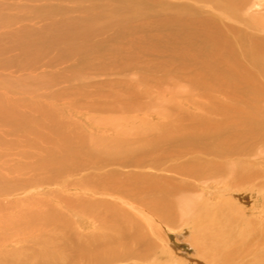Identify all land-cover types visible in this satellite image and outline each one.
Returning a JSON list of instances; mask_svg holds the SVG:
<instances>
[{
  "label": "rangeland",
  "instance_id": "1",
  "mask_svg": "<svg viewBox=\"0 0 264 264\" xmlns=\"http://www.w3.org/2000/svg\"><path fill=\"white\" fill-rule=\"evenodd\" d=\"M134 2L137 3L133 5V0H0V150L5 147L21 149L16 146L27 136L24 134L26 130L32 129L41 133L42 146H46L43 150L50 152L55 147L52 159L49 157L51 160L54 157L58 160L63 150L67 154L74 153L73 161H76L73 166V157L63 158L61 166L57 164L58 168L50 162L40 165L47 160L46 151L45 155L42 154L44 162L40 164L27 162L30 161L27 157L22 159L25 165L20 164L22 161H0V186L26 185L27 188H23V194L0 199V215L5 222V227L0 229V243L5 242L6 248L12 251L8 261L17 260V256L25 258L24 255L28 256L33 250L36 256L43 251L62 255L80 241L83 242L79 244L83 245L86 238L80 236L87 230L101 227L106 231L104 227L108 225L104 226V215L94 207H78L82 202L71 184L88 183L95 187L98 185L95 183L106 182L144 183L152 176L153 183H159L157 178L161 174L169 177L170 181L166 179L168 183H190L189 179H182V175L180 180L174 171L166 172L168 162L155 168L153 161L156 164L159 159L148 150L154 134L159 135V130L166 129L169 124H164L158 117L172 119L171 109L179 107L176 104L185 102V98L194 97L197 104L202 103L197 109L192 103L191 110L186 107L189 103H185L189 112L180 108L185 115L182 113L180 118L183 119L174 123L184 125L189 121L186 119L197 114L198 128L211 127L213 120L220 118L214 101L226 102L224 104L229 109L225 115L231 113L233 116L256 106L224 97L225 94L235 96L236 92L238 95L247 94L245 88L252 86L251 81L248 74L239 73L236 77L234 71L224 66L226 86L222 82L224 74L208 71L209 63L214 60L208 57L207 50L200 52L203 31L194 21L188 20L192 12L189 2ZM225 27L217 24L213 28L223 30ZM237 46L240 47L234 45L235 51ZM238 60L246 69V61L240 57ZM259 90L263 98V89ZM204 100L213 102L205 104ZM221 102L218 104L224 109ZM202 114L210 120L206 121ZM43 126L47 135L44 139L42 132H38ZM140 129H146V132ZM111 139H117V144L111 143ZM256 147L252 149L253 156H248L250 160L264 155L261 153L263 148ZM143 148L147 151L138 153ZM120 151L132 155L122 159L125 155L120 157ZM75 152L80 154L75 155ZM127 159L132 160V166L126 165L124 161ZM250 171L255 172V176L257 171L261 172L258 180L264 188V162L255 163ZM51 172L56 173L54 179L58 183L42 184L40 180H45ZM59 183L60 186L68 183L70 187L60 189ZM30 185L33 188L30 189ZM117 191L108 189L103 192L117 194ZM104 195L95 191L94 196L104 199ZM113 198L117 199V195ZM241 203V208L247 210L253 203V195L247 192ZM125 207L133 212V208ZM60 221L64 222L62 229L57 228L56 222ZM69 221L77 222L79 226L67 225ZM79 228L83 229L82 232ZM106 229L107 233L112 231ZM172 240H175L174 236ZM176 247L175 251L182 257L193 253L182 245ZM163 258L155 263L162 262Z\"/></svg>",
  "mask_w": 264,
  "mask_h": 264
},
{
  "label": "bare ground",
  "instance_id": "2",
  "mask_svg": "<svg viewBox=\"0 0 264 264\" xmlns=\"http://www.w3.org/2000/svg\"><path fill=\"white\" fill-rule=\"evenodd\" d=\"M134 1L133 5L137 3ZM185 1L186 3L189 2L188 7L192 10L191 17L188 20L194 21L203 31L202 35L200 34V49H202L200 52L207 50V53L209 52L208 57L214 60L210 61L208 71L213 70V72L224 74L223 71L227 67V69L234 71L233 74L236 77L240 75L239 73L246 76L248 74L251 81L252 86L248 87L246 85L249 89L245 88L247 94L238 95V92L235 91V96L229 97L225 94L224 97L231 99L233 102H242V104L245 103V105L250 106L255 104L256 106L244 109L242 112H236V115L233 116L231 113L225 115L229 109L225 105L226 102L224 104L219 100L225 106L224 109H221L219 102L214 101L218 105L217 111L220 118L213 120L211 127L204 125L203 128H198L200 122L195 121L198 117L197 114H193L194 116L186 119L189 121L184 125L174 123L183 119L180 118L182 113L185 115L183 110L180 112V108L189 112L188 109L191 105L195 104L194 108L197 109L199 104L202 103L197 104L194 97L185 98V102L176 104L179 107L171 109L172 119L158 117L164 124H169H166V129L159 128L161 131L159 130L157 136L154 134V139L149 141L148 138L150 142V149L148 150L154 155L155 159H159L156 164L155 160L153 161L155 168L168 162L166 172L168 170L174 171L180 177V180L189 179L190 183H181L180 181V183H168L170 181L169 177H163L161 174L162 176L160 175V178H157L159 183H155V181L153 183L154 177L152 176L144 183L106 182L107 184L95 183L98 184L95 187L88 185V183H85V185L84 183L71 184V188H76V195L79 196L80 203L82 202L78 207L89 206L97 209L105 217L104 226L108 225V227H104L106 231H103L101 227L87 230V233L80 236V238H86L83 245H81L82 243L79 244L83 242L80 241L78 244L70 246L68 252L62 255H58L57 252V254H54L42 250L43 252L41 254L37 253L36 256L33 250L28 256L24 255L25 258H21V256L16 257L14 253L13 255L18 261H8L11 258L9 253H12V251L6 248L5 242L4 244L2 242L0 243V264H9V262L10 264H264V192L262 191L264 188L262 187L263 183L260 182L261 180H258L259 177L261 178V172L258 173L257 171L255 176V172L250 171L255 163L262 164L264 162V155L254 160H250L248 157L252 155V149L259 145L261 149L263 148L261 153L264 152V104H262L264 103V97H261L262 93L259 90L262 88L264 92V17L260 16L264 15V0ZM217 24H223L226 27L223 30L220 28H216V30L214 28ZM212 34L215 37H212ZM234 45L240 46L239 48L237 46L240 53H238V50L235 51ZM237 57H240L243 62L246 61L248 66H246V69L239 65L240 61H236ZM205 63L207 62L205 61ZM249 69L259 76L256 77ZM225 75L222 77V82L226 78ZM259 78L261 81L258 80ZM223 84H225V81ZM209 86L210 88L213 87ZM215 89L213 88V90ZM249 101L250 104H247ZM259 101L261 102L258 103ZM212 102L213 100L208 101V103L204 100L205 104ZM185 103H189L186 106L188 109H185ZM237 109L234 108V110ZM202 117L206 121L210 120L207 119L206 114H202ZM140 130L146 132V129ZM33 132L32 129L23 132L27 136L22 138L18 145L16 144V147L21 149L12 150V147H5L6 149L3 147L5 150H0L3 152L0 155V161L2 163L13 161L17 163L24 158L26 160L27 157L30 160H27V162L30 163L40 164V162H44L42 161V154L45 155V151L48 152V149L43 150L46 146H42L41 133ZM38 132H42L43 139L47 136L44 126ZM160 133L162 134L160 135ZM48 135H51V133H48ZM116 140L111 139V143L116 145ZM54 149L55 147L51 148V151L46 154L47 160L40 165L50 162L58 168L61 166L63 158H74V153L67 154L61 150L58 160L54 159L55 157L51 160ZM70 149L69 147L68 150ZM130 151L132 152L133 148ZM143 151L147 150H144V148L139 149L138 153ZM78 154L80 153L78 152ZM123 155L125 156L121 157ZM131 155L132 153L126 155V152L120 151L122 159H126ZM124 162L127 166H132V160ZM62 163L64 164V162ZM73 163H76V161H73ZM20 164L25 165L23 161ZM57 164L60 165L57 167ZM189 166H192V168ZM53 169L55 170V168ZM55 174H50L40 182L49 186L58 183L54 179ZM181 175L183 176L182 179ZM242 181L243 183H241ZM91 183L93 184V181ZM246 185H248V189ZM57 186L60 189L70 187L68 183L62 186L59 183ZM24 187L26 188V185ZM24 187L4 188L0 186V199L6 200L10 195L23 194L25 192ZM31 187L30 185V189ZM108 189H118V193L103 192ZM95 191L102 195L105 194L104 199L94 196ZM247 192L253 195V203L247 210H244L246 208L242 209L240 205H242L241 199H244ZM111 195H117V199H114ZM255 197L257 198L254 200ZM65 206L67 205L65 204ZM125 206L133 208V212ZM2 217L0 215V229L5 227ZM63 223L62 221L56 222L57 228L62 229ZM67 225L77 226L78 223L70 222ZM106 228L112 231L107 233ZM82 230L79 228V232H82ZM171 234L175 237V240H172L173 236ZM180 245L192 250L193 253L184 254V257H182L180 252L175 251L176 246ZM32 247L34 248V246ZM177 255H180V257ZM161 257H164L163 261L155 263L159 259L162 260Z\"/></svg>",
  "mask_w": 264,
  "mask_h": 264
}]
</instances>
